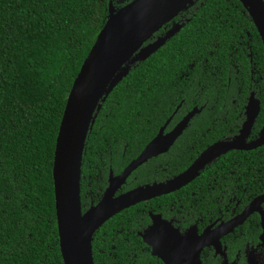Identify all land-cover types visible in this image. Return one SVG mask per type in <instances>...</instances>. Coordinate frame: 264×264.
Masks as SVG:
<instances>
[{
	"label": "trees",
	"instance_id": "trees-1",
	"mask_svg": "<svg viewBox=\"0 0 264 264\" xmlns=\"http://www.w3.org/2000/svg\"><path fill=\"white\" fill-rule=\"evenodd\" d=\"M213 7L220 13L241 8L237 0L203 1L205 12ZM106 14L107 0H0V264H62L51 179L54 141L72 81ZM218 29L205 18L197 27L192 19L130 67L106 96L84 142L81 211L97 201L87 193L104 187L108 168L117 173L140 152L147 121L162 117V102L169 106L178 95L172 81L196 62L195 55L213 52ZM144 174L134 172L124 190L145 182ZM206 187L202 181L198 191L193 183L174 194L200 191L206 197ZM249 190L250 197L264 191ZM132 216L130 209L121 211L93 233V264H147V254L133 258L126 251L127 243L142 245L139 239L130 235L125 242L119 236L131 231Z\"/></svg>",
	"mask_w": 264,
	"mask_h": 264
},
{
	"label": "flooded vegetation",
	"instance_id": "flooded-vegetation-1",
	"mask_svg": "<svg viewBox=\"0 0 264 264\" xmlns=\"http://www.w3.org/2000/svg\"><path fill=\"white\" fill-rule=\"evenodd\" d=\"M130 1L107 0V4L116 9ZM203 1L194 0L192 5L164 23L143 44L153 43L173 26H178L174 36L192 19L197 27L204 18L219 25L217 32L220 36L211 39L213 52L195 55L196 62L188 63L172 81L176 84L174 92L178 93L173 102L169 106L162 102L165 106L164 110H159L163 111L162 117H155L157 114L147 121L148 132L144 134L147 141L140 152L157 138L156 153L130 172L124 183L114 191L113 197L136 187L165 185L212 144L236 139L246 120L250 99L257 102V113L243 143L254 141L264 125V48L261 38L241 5V8H223V13L213 7L207 13ZM127 164L117 173L108 168L104 187L87 193L97 197V201L84 204V210L101 199L109 176H117ZM139 169L145 173L147 180L124 190L128 178ZM170 172L176 174L162 175ZM235 172L241 173V176L234 177ZM202 181L210 189L206 197H201L200 191L198 194H186L187 190H183L181 198L174 194L193 183L198 191ZM250 188L264 189V143L249 150H227L204 165L184 186L123 209H130L133 219L131 231L119 236L125 242L130 235L138 238L142 245L136 244L137 240L127 243L126 251L133 258L147 254L150 259L147 264H163L152 253V247L141 238L157 224L166 227L171 237L185 238L195 248L197 243H201L202 235L210 236H204L205 245L198 252L199 264H264V233L258 213L249 214L224 232L225 225L237 222V217L248 203L264 193L250 197ZM165 196H170L165 198V202L158 200ZM260 209L264 223V203ZM118 232L121 233V230ZM192 251L195 252L194 249Z\"/></svg>",
	"mask_w": 264,
	"mask_h": 264
},
{
	"label": "water",
	"instance_id": "water-1",
	"mask_svg": "<svg viewBox=\"0 0 264 264\" xmlns=\"http://www.w3.org/2000/svg\"><path fill=\"white\" fill-rule=\"evenodd\" d=\"M194 0H131L120 8L107 4L105 20L84 57L65 99L54 141L51 179L58 250L62 264H93L91 240L93 233L110 217L137 202L167 194L187 184L197 172L227 150H249L264 143V125L258 137L243 143L257 113V102L250 99L246 120L239 136L233 141L216 142L206 148L180 174L165 185L136 187L116 197L114 191L124 183L138 165L154 155L157 138L149 142L139 155L129 162L117 176H109L101 199L81 211L79 199L80 163L87 133L93 124L100 104L116 84L126 76L130 67L143 61L164 44L178 26H173L163 37L143 45L157 29ZM256 28L264 48V3L262 0H237ZM178 133V132H177ZM173 137L169 140H172ZM168 143V142H167ZM264 193L253 198L225 231L240 223L249 214L260 216L264 233ZM223 232V233H224ZM262 233V234H263ZM194 245L185 238L175 239L166 227L157 224L142 236L152 247V253L163 264H199L198 252L205 245ZM262 237V236H260ZM194 249L195 252L192 251Z\"/></svg>",
	"mask_w": 264,
	"mask_h": 264
}]
</instances>
